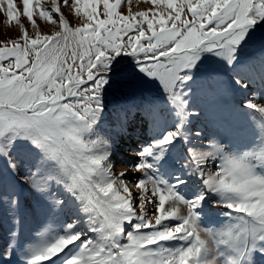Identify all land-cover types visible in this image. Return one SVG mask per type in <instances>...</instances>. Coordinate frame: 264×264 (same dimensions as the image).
<instances>
[{
    "label": "snow or ice",
    "instance_id": "snow-or-ice-1",
    "mask_svg": "<svg viewBox=\"0 0 264 264\" xmlns=\"http://www.w3.org/2000/svg\"><path fill=\"white\" fill-rule=\"evenodd\" d=\"M144 3L0 0V264H264V0Z\"/></svg>",
    "mask_w": 264,
    "mask_h": 264
},
{
    "label": "rangeland",
    "instance_id": "rangeland-1",
    "mask_svg": "<svg viewBox=\"0 0 264 264\" xmlns=\"http://www.w3.org/2000/svg\"><path fill=\"white\" fill-rule=\"evenodd\" d=\"M16 3L19 7L22 8V0H16ZM132 6H133V11L139 9H143L148 7L146 3H144V0H132ZM0 13V40L5 39V38H12L15 37L17 34V28L16 25L13 23L11 26H9L6 22V17ZM22 21H25V18H21ZM26 22V21H25ZM38 23H41V28L43 31H48L52 26L47 24V23H42L38 20ZM141 131L138 129L136 133L133 134L132 139L125 140L122 142L119 146V151H120V159L123 161H126L130 158L133 157L134 155V149L137 146L136 141L141 138ZM150 135V133H149ZM123 165H118L119 170ZM5 236V230L0 229V243L3 242Z\"/></svg>",
    "mask_w": 264,
    "mask_h": 264
},
{
    "label": "bare ground",
    "instance_id": "bare-ground-1",
    "mask_svg": "<svg viewBox=\"0 0 264 264\" xmlns=\"http://www.w3.org/2000/svg\"><path fill=\"white\" fill-rule=\"evenodd\" d=\"M3 16V15H2ZM121 170H123V167L121 168Z\"/></svg>",
    "mask_w": 264,
    "mask_h": 264
}]
</instances>
